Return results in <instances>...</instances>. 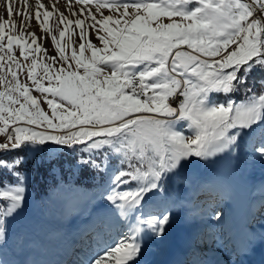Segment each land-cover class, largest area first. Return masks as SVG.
<instances>
[{"label":"snow or ice","instance_id":"6c2138e0","mask_svg":"<svg viewBox=\"0 0 264 264\" xmlns=\"http://www.w3.org/2000/svg\"><path fill=\"white\" fill-rule=\"evenodd\" d=\"M0 9V264H45L28 255L66 235L62 224L21 222L29 154H67L93 181L75 264H148L149 243L176 220L170 185L187 169L264 163V0H65L63 11L59 0H0ZM49 38L58 55L42 47ZM257 76L259 90L249 85ZM234 178L196 182L207 196L190 207L206 227L178 264H209L203 253L219 250L210 243L228 247L222 205ZM252 195L264 223V181ZM257 241L264 232L245 230L231 251Z\"/></svg>","mask_w":264,"mask_h":264},{"label":"rangeland","instance_id":"374dc122","mask_svg":"<svg viewBox=\"0 0 264 264\" xmlns=\"http://www.w3.org/2000/svg\"><path fill=\"white\" fill-rule=\"evenodd\" d=\"M29 2L31 3V0ZM43 2L47 4L49 0H43ZM59 2L61 11H63L65 0H59ZM32 3H34V0H32ZM0 15H5L3 9H0ZM49 23L51 25L55 24V16L50 19ZM29 31L35 32L37 36L42 35L34 19L31 21ZM92 41L93 43H98L95 37H92ZM40 43L49 57L58 55L54 51V44L50 38L40 41ZM62 43L64 42L62 41ZM66 54L71 55V45L67 47ZM85 54L89 55L90 53L86 52ZM38 59L40 62H48L43 52L38 55ZM37 72L40 75L43 74L42 69H38ZM23 78L22 74L21 79ZM33 94L39 95L35 92ZM42 106L45 111H49L47 105L43 102ZM46 154L49 158L48 153ZM31 156L33 155L29 154V157ZM230 166L235 170V173L237 172V178L241 179V182H246L247 187L242 192L241 187L235 184L232 196L223 201L222 206L231 225L228 230L229 233L224 239V244L228 247L225 248L219 243L215 245L210 243L209 248L219 250L203 253L209 264H234V262L242 264V256L245 254L237 257L231 251L232 244L239 240L245 230L256 233L264 232V223L261 222L259 214L255 213L253 208V203H255V207H259V197L256 196L254 198L252 195L253 186L259 185L261 181H264V163L259 161L245 163L241 159L239 164L233 162ZM218 174L222 173L216 171L214 165L201 164L187 169L182 181L174 182L170 185V193L179 201L175 211L176 220L164 240L151 241L149 243L148 264H178L179 261L188 258V246L193 236L206 227L192 215L194 209L190 207L191 204L203 202L207 196V194L197 191L196 182L208 180ZM236 182L234 181V183ZM70 189L71 187L58 189L53 195L37 201L33 200L32 192L30 193L31 201L21 222L39 221L45 227L62 224L66 235L58 244L41 251L31 252L28 255L29 259L40 260L45 262V264H75L78 259L77 250H80V256H83V252L87 250V236L83 234V230L89 227V216L83 209L86 194L91 192L92 189L77 187V189H80L79 192L71 191ZM178 234L181 236V242L174 244V238ZM254 246L257 249V253H262L259 258L264 260V243L257 241ZM201 247H203V244H201ZM247 255L250 257L251 252L249 251Z\"/></svg>","mask_w":264,"mask_h":264},{"label":"trees","instance_id":"16d2710c","mask_svg":"<svg viewBox=\"0 0 264 264\" xmlns=\"http://www.w3.org/2000/svg\"><path fill=\"white\" fill-rule=\"evenodd\" d=\"M249 85L259 90L260 77H254ZM25 167L32 177L31 192L34 201L47 198L64 187L92 189L93 181L87 175L74 172L71 168V158L67 154L55 159L48 158L46 153L31 157L28 155Z\"/></svg>","mask_w":264,"mask_h":264},{"label":"bare ground","instance_id":"6f19581e","mask_svg":"<svg viewBox=\"0 0 264 264\" xmlns=\"http://www.w3.org/2000/svg\"><path fill=\"white\" fill-rule=\"evenodd\" d=\"M31 3H32V0H31ZM231 163H233V162H231L229 160H219L214 165V167H215L216 171L224 173V174L234 173V176H235L234 181H237L235 184L238 187H241V190L243 192V190H246V187H247L246 182H241V179L237 178L238 174H237V172L235 173V170H233L232 166H230ZM243 183H245V184H243ZM180 240H181V236L178 234L174 238V242L173 243L174 244L175 243L179 244L181 242ZM250 252H251V256L250 257L247 254L242 256V258H243V261H242L243 263L242 264H255V263L256 264H264V260L259 258L262 255V253H260V254L257 253V249L255 248V246H253V248L251 249Z\"/></svg>","mask_w":264,"mask_h":264}]
</instances>
